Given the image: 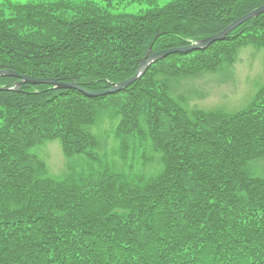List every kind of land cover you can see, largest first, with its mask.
Returning <instances> with one entry per match:
<instances>
[{
    "label": "trees",
    "instance_id": "16d2710c",
    "mask_svg": "<svg viewBox=\"0 0 264 264\" xmlns=\"http://www.w3.org/2000/svg\"><path fill=\"white\" fill-rule=\"evenodd\" d=\"M153 1L135 14L109 13L103 0L8 2L0 70L102 92L132 77L151 44L186 47L264 5ZM247 44L264 48V13L119 92L0 91V264H264V179L250 173L264 158V85L234 113L187 110L167 88L169 77L231 63ZM18 81L0 77V87ZM107 110L118 118L108 161L90 131ZM52 140L95 167L47 177L29 149Z\"/></svg>",
    "mask_w": 264,
    "mask_h": 264
},
{
    "label": "rangeland",
    "instance_id": "374dc122",
    "mask_svg": "<svg viewBox=\"0 0 264 264\" xmlns=\"http://www.w3.org/2000/svg\"><path fill=\"white\" fill-rule=\"evenodd\" d=\"M38 0H0V9L5 10V5L10 3H27ZM122 1V0H121ZM170 0H155L158 5H164ZM117 3V1H113ZM135 2V6H136ZM126 1L121 2L124 8ZM133 6V10L134 7ZM131 9V11H133ZM192 44V43H191ZM187 47V51L192 45ZM264 83V49L255 46H245L237 51L235 60L230 65H223L215 72L202 73L199 76L186 77L170 83V93L175 99H179L186 109H197L203 111L221 110L228 113L237 112L245 108L253 99L257 89ZM103 115V116H102ZM97 117L92 133L96 134L100 152L97 154L99 160H111L116 142L115 127L118 118H113L112 111L107 110ZM37 147V146H36ZM32 148L31 152L36 148ZM34 152L48 168V176L55 177L68 172L67 162L62 156L58 141L45 143L39 146ZM73 165L83 173H87L93 163L83 155L73 156ZM87 160V171H86ZM73 173L79 172L77 169L71 170ZM76 171V172H75ZM86 171V172H85ZM250 173L254 177L264 179V159L251 161Z\"/></svg>",
    "mask_w": 264,
    "mask_h": 264
},
{
    "label": "water",
    "instance_id": "95a60500",
    "mask_svg": "<svg viewBox=\"0 0 264 264\" xmlns=\"http://www.w3.org/2000/svg\"><path fill=\"white\" fill-rule=\"evenodd\" d=\"M264 13V6L250 12L249 14L239 18L238 20H236L234 23H232L230 26H228L224 31H222L221 33H219L217 36L213 37V38H210V39H207V40H204L203 42H201V46H207L209 45L211 42L215 41V40H223L225 35L230 32L232 29L236 28L238 25H240L241 23L253 18V17H256L260 14ZM197 48L199 47L196 46ZM150 52V50H149ZM166 53H157V54H152L150 56H146L144 60H142L140 62V65H139V68H138V72L137 74H135L133 77H131L129 80L125 81V82H122L120 83L117 87L113 88L112 90H110L111 92H114V91H119V90H122L126 87H128L129 85H131L132 82H134L136 79H137V76L138 74L141 72H143L145 69H146V66L149 64V62L152 60V59H157L159 57H162L164 56ZM13 76V77H17L19 79L22 80V82H20L19 84H17L16 87L20 86L22 83H28V84H48V85H52V86H58V87H64V88H77L78 87L76 85H73V84H60V83H57L55 80H51V79H46V80H37V79H33V78H29V77H25V76H19L17 75L15 72H12V71H8V70H4V71H0V76ZM84 94L88 95V96H91V95H95L94 93L91 94L89 92H85L83 91Z\"/></svg>",
    "mask_w": 264,
    "mask_h": 264
}]
</instances>
